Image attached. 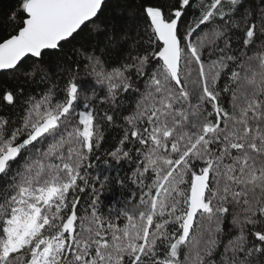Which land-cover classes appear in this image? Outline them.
<instances>
[{
    "label": "snow or ice",
    "instance_id": "6c2138e0",
    "mask_svg": "<svg viewBox=\"0 0 264 264\" xmlns=\"http://www.w3.org/2000/svg\"><path fill=\"white\" fill-rule=\"evenodd\" d=\"M105 4L15 0L3 21L0 71L44 87L0 89L24 97L0 115V264H264V0H140L119 35ZM102 32L99 51L73 44ZM114 127L105 155L135 190L105 207L93 157Z\"/></svg>",
    "mask_w": 264,
    "mask_h": 264
},
{
    "label": "trees",
    "instance_id": "16d2710c",
    "mask_svg": "<svg viewBox=\"0 0 264 264\" xmlns=\"http://www.w3.org/2000/svg\"><path fill=\"white\" fill-rule=\"evenodd\" d=\"M249 2L250 0H245V4ZM251 2L255 4L257 0H251ZM139 3L140 0H106L104 12L101 13V18L105 20V22L109 25L110 29L115 31L117 35L129 28L134 33L135 24L136 20L138 19V16L130 17L129 12L132 10H136L138 12ZM14 4L15 0H0V32H2L5 27H11V25H5L3 21H5L8 17V14L13 8ZM117 9H123V13L117 14ZM104 42L105 33L102 32L98 35L93 36H85L81 34L80 37H77L76 40L73 41V44H75L77 47L80 44H84L86 47L89 48L95 45L97 47V50L99 51V48L104 46ZM71 47L72 44L66 45L62 53H54L52 58L49 60L50 71L54 74V81L56 79L55 74L58 71L56 67V58L57 56H59L61 59H63L65 56H67L69 59L65 60V63H68L70 60L74 59L71 54ZM127 48V43L121 44L117 48L110 49L105 54L104 58L110 63L115 64L121 59L122 55L126 52ZM80 76H84V73L82 71L80 73ZM220 83L222 84L223 81H221ZM137 84L142 88L143 78L137 81ZM21 85L23 86L25 96L30 92H38L41 88L44 87V85H40L38 88L35 85L24 84L22 80L13 79L11 78L10 74L5 73L3 71L0 72V89L7 88L16 91ZM23 99V96L18 97L16 104L12 106L0 105V115H4L6 117H14L15 114L20 111ZM117 103L133 104L134 96L131 93H128L123 96L122 100L118 99ZM120 135L121 130L119 128L114 127L109 129L105 134L106 139L102 141L103 147L96 153L97 156H100V160L96 161L95 156L93 157V162L97 165V167L92 170V175L95 176L98 173L101 180L104 176H108L110 178L106 183L103 184V186H101L100 183L95 182V194L100 198L105 207L113 202H116L117 206H119V203L122 200L128 199L131 194V191L135 190V185H133L127 179V175L130 174V168L128 164L123 162L117 163L113 161L110 157H107L105 155V149L108 147L109 144L114 141V138H119ZM105 160L109 161L108 165L104 163ZM8 179L9 177H0V185H3ZM120 180L124 181L123 186L120 184ZM89 192H91V189L87 190L84 194H82L84 196V199L88 202H90L88 195ZM230 220L231 217L226 219L221 225L224 232L223 236L221 237V240L224 243H226L229 238L228 232L229 228L231 227ZM197 224L206 225L207 220L204 218H198ZM198 231L199 229H195L193 231V239L196 238ZM218 251H223L222 246L218 249Z\"/></svg>",
    "mask_w": 264,
    "mask_h": 264
},
{
    "label": "water",
    "instance_id": "95a60500",
    "mask_svg": "<svg viewBox=\"0 0 264 264\" xmlns=\"http://www.w3.org/2000/svg\"><path fill=\"white\" fill-rule=\"evenodd\" d=\"M1 72V71H0Z\"/></svg>",
    "mask_w": 264,
    "mask_h": 264
}]
</instances>
